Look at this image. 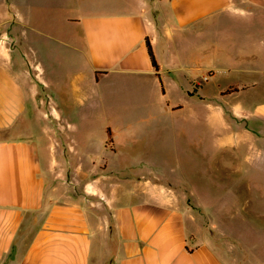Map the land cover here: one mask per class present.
Masks as SVG:
<instances>
[{"label":"crops","instance_id":"0c3cea01","mask_svg":"<svg viewBox=\"0 0 264 264\" xmlns=\"http://www.w3.org/2000/svg\"><path fill=\"white\" fill-rule=\"evenodd\" d=\"M58 2L70 12L49 21L43 4ZM33 35L69 60L36 59ZM210 48L239 76L214 102ZM116 83L121 123L97 138L75 117ZM176 121L227 129L255 150L245 161H264V0H0V264H264L207 228L225 203L134 150L146 130L167 146Z\"/></svg>","mask_w":264,"mask_h":264},{"label":"rangeland","instance_id":"374dc122","mask_svg":"<svg viewBox=\"0 0 264 264\" xmlns=\"http://www.w3.org/2000/svg\"><path fill=\"white\" fill-rule=\"evenodd\" d=\"M42 11L43 16H47L49 21L57 20L63 13L70 12L68 4H63V2L48 4L47 8L43 4ZM59 26L62 27L60 24ZM31 39L35 49L33 55L36 59L40 57L43 60L47 59V53H51L55 60L58 58L69 60L65 50L67 47L57 39L34 35ZM59 53L62 55L59 56ZM227 57L225 54L221 59L214 50L211 48L209 50L208 64L216 72L204 84L203 93L208 101L221 100L218 89L239 77L238 74L232 75L225 69L228 64ZM74 59L78 63L77 54ZM47 61L51 62L52 60H46L45 65ZM59 69L62 70L63 67ZM39 87L42 90V87ZM123 92L121 83L114 84L108 104H105L101 99L94 115L76 116V123L92 124L97 129L95 131L97 138L102 137V125H104V132L107 131L108 122H110L111 130H114L115 124L121 123L117 110H119ZM140 119H146V117L143 116ZM135 122L147 123L146 120ZM176 123L174 128L172 126L165 132L169 136L167 146L164 142L162 145L156 144L155 146L149 144L152 142L149 137L151 132L146 130L142 131L141 137L145 144H141L134 150L151 156L153 164L162 167L164 174H171L177 180L193 184L206 201L217 200L220 204L225 203L228 206L226 209L229 208V211L224 212L225 223L222 226L213 229L212 226L207 225V228L214 232L224 231L227 236L224 238L225 242L237 241L240 249L264 251V161H245L247 155H252L255 150L251 149L250 152V146L244 141L236 145L235 143H239L241 139L238 135L233 136L227 129L214 128L210 122L208 125L193 126L192 128L182 126L179 121ZM153 133L156 134V132ZM232 145H235V148ZM236 149L239 151V155L233 154ZM234 157L238 160L235 161ZM122 164L114 163L113 165L121 167ZM137 169L148 172L149 167L143 165ZM248 222H251L252 226H247Z\"/></svg>","mask_w":264,"mask_h":264},{"label":"trees","instance_id":"16d2710c","mask_svg":"<svg viewBox=\"0 0 264 264\" xmlns=\"http://www.w3.org/2000/svg\"><path fill=\"white\" fill-rule=\"evenodd\" d=\"M146 44H147L148 52H149V55L151 57L153 65L157 66L155 55H154V52H153L152 45H151L150 41L147 40ZM232 89H236V88H232Z\"/></svg>","mask_w":264,"mask_h":264}]
</instances>
